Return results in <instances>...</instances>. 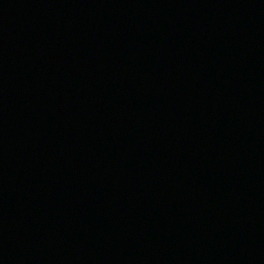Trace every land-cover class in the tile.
<instances>
[{
	"label": "water",
	"instance_id": "95a60500",
	"mask_svg": "<svg viewBox=\"0 0 264 264\" xmlns=\"http://www.w3.org/2000/svg\"><path fill=\"white\" fill-rule=\"evenodd\" d=\"M0 264H264V0H0Z\"/></svg>",
	"mask_w": 264,
	"mask_h": 264
}]
</instances>
